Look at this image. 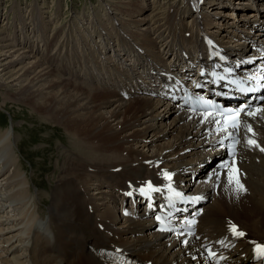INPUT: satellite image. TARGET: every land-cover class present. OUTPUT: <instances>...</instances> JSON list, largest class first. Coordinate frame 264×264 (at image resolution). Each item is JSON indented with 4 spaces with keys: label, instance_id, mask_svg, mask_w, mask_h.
<instances>
[{
    "label": "bare ground",
    "instance_id": "1",
    "mask_svg": "<svg viewBox=\"0 0 264 264\" xmlns=\"http://www.w3.org/2000/svg\"><path fill=\"white\" fill-rule=\"evenodd\" d=\"M132 1L112 0L108 5L125 15L123 7H133ZM146 1L138 3L146 8ZM183 1V8L168 12L169 25L160 26L155 34L150 28V42L142 37L144 47L117 43L112 59L113 23L99 25L106 37L98 33L97 40L88 29L78 31L74 46L85 49L82 61L70 45V36L52 33L41 15L29 18L32 29L22 13L1 26L13 30L0 31L1 94L43 116L37 119L42 123L39 127L50 124L66 131L68 145L62 144L66 151L58 154L61 176L53 178L46 205L32 189L38 184L19 165L22 143L15 128L0 131V264H121L108 262L113 255L141 264H208L203 246L229 235V224H240L247 236L238 240L228 264H257L251 241L264 244V151L260 150L264 112L257 114L255 125L256 117H245L239 159L226 170L220 167L224 158L216 145L226 133H216L211 116L165 102L160 86L163 71L191 72L196 59L207 60L208 39L219 41L230 57L247 55L255 46L264 50V0ZM228 2L234 3L233 13L237 4L246 10L245 16L238 12L239 20L261 7L259 16L242 20L240 29L250 33L230 26L232 21L225 18L230 30L239 33L237 42L221 40L219 35L229 29L216 21L222 17L220 7ZM204 6L209 11L219 8L212 15L215 20L205 17L206 24ZM173 27L184 37L174 34ZM130 62L134 68L127 67L126 75L123 71ZM167 173L190 192H203L209 199L196 237L157 232L143 203L132 206L127 197L148 180L164 181Z\"/></svg>",
    "mask_w": 264,
    "mask_h": 264
},
{
    "label": "rangeland",
    "instance_id": "2",
    "mask_svg": "<svg viewBox=\"0 0 264 264\" xmlns=\"http://www.w3.org/2000/svg\"><path fill=\"white\" fill-rule=\"evenodd\" d=\"M111 1L112 0H0V31L2 29L1 26H4L7 21L13 22L16 18L19 19L18 13H22L27 16L30 29L34 28L35 26L30 25L29 18L33 17L34 15H41L44 20H47L46 22L50 24V31L52 33L61 34L62 31V33L70 36V45H72V49L75 50L74 53L76 56L80 61H82L84 59L85 49L83 47H79L76 50L74 46V41L78 38V31L83 32L88 29L91 36H93L92 39L97 40L96 37L99 35L98 33H101L106 37L99 25L107 27L108 24L113 23L115 25L116 32L110 37L112 50L109 54V59H112L115 57V44L137 43L138 45L144 47L142 37L146 38L144 42H150V40H152L150 37H153L151 34V29H154L153 34H155L158 29L159 31L161 30L160 26L166 27L169 25V23H167L168 12L175 10L176 7L183 8L185 5L183 0H147L144 2V6H146V8H143V4H139L138 0H133V7H123V12L125 14L123 15L114 9H110L108 4H110ZM214 2L218 1L215 0ZM231 2L232 1H230V3ZM230 3L228 2L224 5V7H220L221 12H223L221 13L222 17L220 16V19L216 21L220 23L222 21V23H225V21L229 19L232 21L229 24L230 26H234L243 33H250L249 31L244 30L243 27L240 29L241 24L243 25L242 20L259 16L256 12L259 11L261 7L259 9L257 7V11L255 9L256 12H250L249 15L247 14L248 18H244L242 16L246 10L241 7L242 4H237L234 7L233 13V8H231V5L234 3ZM205 9L207 11H205ZM218 9V7L217 9L210 8L209 11L207 6H204L202 12L204 20L205 17L215 20L212 18V15L217 13ZM110 10H114L116 15ZM149 11H151L150 14H148ZM240 11H242V13ZM238 12H240L242 15L240 20L238 17ZM110 13H113V16H111ZM112 17L115 18V22L110 19ZM186 20L188 19L186 18L185 21ZM236 21H238V23H236ZM89 22L91 24L90 28L88 25ZM55 23L56 27L54 26ZM222 25H227L225 28L230 27L228 23ZM6 29L7 28H3L2 31H5ZM11 29H8L9 33H13V30ZM172 29L174 34L184 37V34L181 30H178L175 27ZM189 29L195 30L194 26H190ZM207 31L213 34L211 28L207 27ZM238 34L239 33L237 32L231 31L230 28H226L219 35H221V40L237 42L235 35ZM241 41L244 44L246 43L243 42V40ZM97 43L99 47V42ZM185 48L193 50L194 52L196 49L192 48V46ZM82 49L83 53L81 52ZM157 54L159 53L157 52ZM177 55L182 54L179 53L176 54V56ZM127 67L132 70L134 66L131 62L126 66L127 71H123V73L126 75L130 73ZM110 71L113 73L112 70ZM141 74H143L142 71ZM114 77L115 73L113 75V78ZM115 87L118 86L115 84ZM1 93L2 92L0 89V131L3 129H9L11 125H13L15 128V135L22 143L20 145V151L18 150V153L21 155L19 165L20 167H23V171H26V174L38 184L37 186L39 190L35 187H32V189L35 192L38 191V193L41 195V201H44V204L46 203L47 205V203H50L49 193L52 192V187L54 185L53 178L56 176L58 179L61 176L62 159L59 158L58 154L66 151V148L62 146V144L66 146L68 145L65 141L67 132L63 129L60 130V127L53 129L54 126L52 127L50 124L48 127H46L47 129L39 127L42 125V123L40 121L37 122V119H41L43 116L33 115L34 113L31 107L22 106L21 104H17L15 101H7L4 99V96ZM56 129H59V131ZM205 150H202V152H205ZM56 165L58 168H56ZM42 208L43 210H46L45 205H42Z\"/></svg>",
    "mask_w": 264,
    "mask_h": 264
},
{
    "label": "snow or ice",
    "instance_id": "3",
    "mask_svg": "<svg viewBox=\"0 0 264 264\" xmlns=\"http://www.w3.org/2000/svg\"><path fill=\"white\" fill-rule=\"evenodd\" d=\"M205 103H207V102H205ZM257 111H259V112H264V109H258ZM255 114H256L255 112H249V113H248V115H253V116H254ZM208 115H211V113H209ZM229 115H230V117H231L230 123H228L227 126L223 127V128L221 129V131L227 133L228 136H232L233 133L228 132V128L231 127V128H233V129H237V128L240 127V121H239V119H238L240 113H239V112H236V113H231V114H229ZM206 118H207V117H206ZM248 131H250V132L252 131L251 126L248 127ZM248 143H249L250 145H253V146H257V147H258V145H256L255 140H251V139H249V140H248ZM260 150H261V151H264V148H261ZM236 173H237V174L239 173V169H236ZM166 175H167V174H166ZM167 178L170 180V179H171V176H167ZM236 183L239 184V180H238V179L236 180ZM239 187H240L241 190H243V185H242V184H239ZM148 188H149L150 190H152V191H158V189H154V188H152L151 185H148ZM142 191H143V190H142ZM177 195H179V194H177ZM232 230H233V232H235V234L238 235V236H242V235H243L242 232H239V231L236 229V226H235V225H232ZM257 247H258V250H259V252H260V255L264 256V245H258Z\"/></svg>",
    "mask_w": 264,
    "mask_h": 264
}]
</instances>
